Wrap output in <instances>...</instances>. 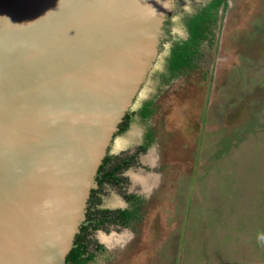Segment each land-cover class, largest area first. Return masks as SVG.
<instances>
[{
    "label": "water",
    "instance_id": "obj_1",
    "mask_svg": "<svg viewBox=\"0 0 264 264\" xmlns=\"http://www.w3.org/2000/svg\"><path fill=\"white\" fill-rule=\"evenodd\" d=\"M177 0H0V264H67Z\"/></svg>",
    "mask_w": 264,
    "mask_h": 264
},
{
    "label": "rangeland",
    "instance_id": "obj_2",
    "mask_svg": "<svg viewBox=\"0 0 264 264\" xmlns=\"http://www.w3.org/2000/svg\"><path fill=\"white\" fill-rule=\"evenodd\" d=\"M209 1L175 2L131 109L150 102L153 115L145 122L137 112L107 150L112 165L132 159L130 135L143 140L150 128L156 146L132 169L159 181L134 239L108 264H264V0H226L196 66L170 79L166 70L174 42L187 36L186 17ZM119 193L106 184L98 207ZM116 232L96 235L112 242Z\"/></svg>",
    "mask_w": 264,
    "mask_h": 264
},
{
    "label": "flooded vegetation",
    "instance_id": "obj_3",
    "mask_svg": "<svg viewBox=\"0 0 264 264\" xmlns=\"http://www.w3.org/2000/svg\"><path fill=\"white\" fill-rule=\"evenodd\" d=\"M180 10H182V8H180ZM150 108L151 110H153L152 106ZM130 112L132 111L130 110ZM137 112H133L132 117ZM142 120L146 122L149 119L143 118ZM130 123L127 129L130 128ZM138 136V134L133 133L132 135H130L129 138L131 142H133L134 146L137 144V147L134 148L137 154L132 157V159H125L120 164L112 165V161L110 162L109 156L106 153L104 159H108V161L106 163L107 165L105 167V170L101 171L100 173H98L97 171V187L95 189H92L90 192L85 207L83 223L79 227L78 233L75 235V238L77 235H83V237L85 238L84 243L87 247L86 254L84 256L87 257L89 254H93L95 258L92 261V264H108L112 261V259L118 257L124 250L127 249L131 240L134 239L136 235L135 229L137 224L143 221L144 217L146 216L145 208L147 203L150 202L151 198L154 197L153 193L159 189V181L157 176H150L151 178L154 177V180H150V178H148L149 175L147 174H141L142 176H136V173L133 172L134 170L132 168L134 167V165L138 163V165L140 164L141 166V163L143 162L142 160L145 158L146 155L149 154V149L156 146V141L154 139V131H152L150 128L147 127V131L143 134V140H140ZM148 136H151L152 139L149 140ZM144 146H146V148H144ZM142 153H146L144 155V158L141 156ZM139 155L142 158H140ZM148 160V158H146V160L144 159V161ZM134 161L135 163L133 165ZM129 170L130 173H128ZM108 171H114L113 177H111L110 181L103 182V176ZM114 177L115 179H113ZM142 181L144 182V184H142ZM106 184L116 185V189L118 188L120 190V197H112L110 195V197L103 199L102 204L105 205V208L100 209L97 204L100 202V198L98 195L100 192L102 193V189ZM121 200L122 203L121 205H119L118 201ZM126 211L131 212L132 216H130L129 218L123 216L122 213ZM137 217H140V219H138ZM145 220L147 221V218H145ZM159 227V225L156 226V231H159ZM110 228L115 229L118 232L125 231V235H118L119 233L116 232L113 238L116 239L117 237V239L119 240L116 239V241L114 239L115 241L112 242H109L111 239H108L107 236L101 238L99 235H96V232H98L99 229L108 230ZM106 233L110 234V232ZM116 246L118 247L117 249L111 250L112 247L114 249V247Z\"/></svg>",
    "mask_w": 264,
    "mask_h": 264
},
{
    "label": "trees",
    "instance_id": "obj_4",
    "mask_svg": "<svg viewBox=\"0 0 264 264\" xmlns=\"http://www.w3.org/2000/svg\"><path fill=\"white\" fill-rule=\"evenodd\" d=\"M226 5V0H210L207 5L200 8L196 14L190 15L185 19L187 38L185 40L175 41L173 47L170 49V57L166 69L169 74V79L181 74L184 70H191L196 66V60L194 61L193 58L195 57L193 55L198 51L203 41L208 39L211 40L210 37L213 35V24L216 23L219 8L222 6L225 8ZM151 106L152 104L150 102L142 103L141 107L138 109L142 119L151 118L153 115V110L150 108ZM132 114L133 112H130L124 116L123 121L119 125L117 134L127 130L129 123L132 121ZM148 139L151 140V136H148ZM146 146H144V148H146ZM107 161L108 159L103 160L98 173L105 170ZM114 171H108L104 174L103 182L110 181ZM113 179H115V177ZM122 215L128 218L132 216L131 212L127 211L123 212ZM137 218L140 219V217ZM84 242L85 238L83 235L76 236L74 247L66 256L67 264H92L95 256L93 254H89L87 257L84 256L87 247ZM185 257L186 256L183 255V260ZM188 261L194 262V259L187 258V262Z\"/></svg>",
    "mask_w": 264,
    "mask_h": 264
},
{
    "label": "bare ground",
    "instance_id": "obj_5",
    "mask_svg": "<svg viewBox=\"0 0 264 264\" xmlns=\"http://www.w3.org/2000/svg\"><path fill=\"white\" fill-rule=\"evenodd\" d=\"M142 184H144V182H143V181H142ZM116 239H117V237H116ZM116 239H115V240H116ZM117 240H119V239H117ZM117 240H116V241H117ZM120 240H121V239H120ZM107 242H108V241H107ZM120 242H121V241H120ZM114 243H115V242H114ZM114 245H115V244H114Z\"/></svg>",
    "mask_w": 264,
    "mask_h": 264
},
{
    "label": "clouds",
    "instance_id": "obj_6",
    "mask_svg": "<svg viewBox=\"0 0 264 264\" xmlns=\"http://www.w3.org/2000/svg\"><path fill=\"white\" fill-rule=\"evenodd\" d=\"M129 112H130V111H129ZM129 112H128V113H129ZM118 128H119V127H118Z\"/></svg>",
    "mask_w": 264,
    "mask_h": 264
}]
</instances>
